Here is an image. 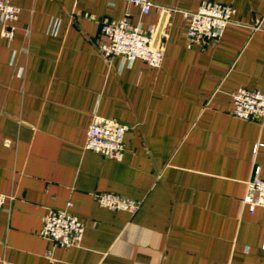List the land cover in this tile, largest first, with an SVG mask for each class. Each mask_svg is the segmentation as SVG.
Returning <instances> with one entry per match:
<instances>
[{
    "label": "crops",
    "instance_id": "obj_1",
    "mask_svg": "<svg viewBox=\"0 0 264 264\" xmlns=\"http://www.w3.org/2000/svg\"><path fill=\"white\" fill-rule=\"evenodd\" d=\"M3 1L19 9L12 40L0 28L4 264H264V208L242 203L264 178V125L231 115L237 89L264 94V0H149L147 15L126 0ZM204 1L236 13L218 42L190 46L181 12ZM163 11L160 68L104 60L103 23L127 15L154 36ZM96 117L129 128L120 162L84 149ZM66 209L84 225L77 248L40 236Z\"/></svg>",
    "mask_w": 264,
    "mask_h": 264
},
{
    "label": "built area",
    "instance_id": "obj_2",
    "mask_svg": "<svg viewBox=\"0 0 264 264\" xmlns=\"http://www.w3.org/2000/svg\"><path fill=\"white\" fill-rule=\"evenodd\" d=\"M140 8L147 15L154 5L149 0H126ZM236 11L233 7L218 2L204 1L194 12H181L187 22L186 40L192 46L203 47L208 43L218 42L232 23ZM19 9L0 0V28L2 37L12 40ZM101 33L105 40L99 47V53L106 62L118 57L124 62L143 61L150 68H160L164 59L161 41L156 48L152 47L153 37L139 26L131 25L129 16L118 21L105 22L101 25ZM233 108L231 115L244 121H257L264 125V94L258 90L239 88L231 94ZM129 128L111 119L94 118L88 126L84 149L95 152L104 158L120 162L124 155V137ZM100 207L111 211H123L134 214L139 203L122 198L112 193H96L93 195ZM5 196L0 194V208ZM242 203L250 213L258 207L264 208V178L254 177L246 182V190ZM70 204L68 205V208ZM84 234V225L79 218L69 212L49 210L43 219L40 236L50 242L53 247H80ZM264 251V232L261 242ZM0 264L4 262L0 259Z\"/></svg>",
    "mask_w": 264,
    "mask_h": 264
},
{
    "label": "water",
    "instance_id": "obj_3",
    "mask_svg": "<svg viewBox=\"0 0 264 264\" xmlns=\"http://www.w3.org/2000/svg\"><path fill=\"white\" fill-rule=\"evenodd\" d=\"M167 16H168V12L163 11L159 25H158L157 30H156L154 37H153V43H152L153 48H156L162 39V34H163V30H164V26L166 23Z\"/></svg>",
    "mask_w": 264,
    "mask_h": 264
}]
</instances>
